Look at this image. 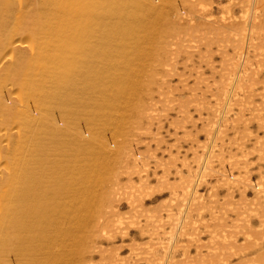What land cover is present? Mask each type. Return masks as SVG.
<instances>
[{"label":"bare ground","instance_id":"obj_1","mask_svg":"<svg viewBox=\"0 0 264 264\" xmlns=\"http://www.w3.org/2000/svg\"><path fill=\"white\" fill-rule=\"evenodd\" d=\"M228 2L215 17L209 0H0V264H92L103 239L150 222L137 215L130 170L138 187L149 175L133 137L187 48L206 59L231 38L220 95L228 110L254 101L239 96L256 90L249 58L264 59V0ZM248 110L264 129V99ZM257 151L264 161L263 142ZM222 180L254 188L259 253L247 263L264 264V175ZM190 183L182 189L199 198Z\"/></svg>","mask_w":264,"mask_h":264},{"label":"rangeland","instance_id":"obj_2","mask_svg":"<svg viewBox=\"0 0 264 264\" xmlns=\"http://www.w3.org/2000/svg\"><path fill=\"white\" fill-rule=\"evenodd\" d=\"M209 1L215 17L229 4L228 0ZM238 10L239 4L234 5L233 11ZM226 40L223 45L231 54L235 43L231 38ZM212 48L206 59H200L194 50L189 54L191 49L187 48L174 72L164 77L167 83L159 81L152 90L153 108L148 118L141 119L133 137L142 153L138 162L147 160L145 167L138 165L143 178L149 175L147 183L138 187V172L130 170L134 172L136 200L141 199L137 204L141 208L139 221L152 217L145 227L131 225L112 241L103 239L92 264H248L257 257V247L250 244L261 229L254 188H228L222 179L230 173L235 177L248 175L253 185L264 175V161L257 157L264 129H258L257 119L248 110L264 99V59L255 62L258 57L249 58L250 68L258 71L256 90H243L239 98L250 101L247 95L251 94L252 104L238 101L228 110L219 88L221 67L229 56L216 43ZM243 105L246 108L241 110ZM144 168L146 173L141 171ZM195 172L196 177L191 175ZM190 180L199 198L182 189ZM119 210L125 212L127 222L132 221L128 217L134 210L124 199ZM161 240L168 245L167 253L161 249ZM260 248L264 251V243ZM112 255L114 262L109 261Z\"/></svg>","mask_w":264,"mask_h":264}]
</instances>
